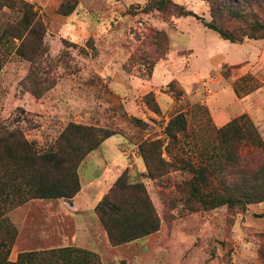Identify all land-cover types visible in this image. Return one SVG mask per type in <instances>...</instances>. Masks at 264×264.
I'll list each match as a JSON object with an SVG mask.
<instances>
[{"label": "rangeland", "instance_id": "obj_1", "mask_svg": "<svg viewBox=\"0 0 264 264\" xmlns=\"http://www.w3.org/2000/svg\"><path fill=\"white\" fill-rule=\"evenodd\" d=\"M24 1L44 24L43 59L54 62L55 86L39 100L21 88L30 63L15 54L17 41L1 37V25L15 14L0 10V132L20 129L42 149L53 146L70 123L113 132L114 138L101 146L104 140L92 151H97L92 162L81 166L90 152L76 169L84 187L78 202L93 234L92 249L72 244L73 215L61 202L33 199L2 212L0 242L9 248L6 259L15 262L21 253L73 247L94 255L98 264H264V201L203 209L188 194L190 173L167 167L168 174L152 180L135 161L139 145L153 141L161 142V157L168 163L176 156L196 165L203 157H219L216 130L241 116L264 142V40L232 43L194 17L144 12L152 0H71L70 6L76 5L67 16L58 12L66 0ZM171 2L212 20L205 0ZM40 66L44 69L45 62ZM179 112L186 115L187 129L166 152L164 130ZM119 151L131 159L124 175L101 176L90 168L94 160L101 165ZM120 178L126 182L123 187L116 186ZM134 184L149 195L159 228L113 244L103 221L110 205L128 210ZM98 196L103 197L94 208L97 222H92L86 203L91 206ZM4 254L2 250L0 258ZM77 264L87 263L81 257Z\"/></svg>", "mask_w": 264, "mask_h": 264}, {"label": "trees", "instance_id": "obj_2", "mask_svg": "<svg viewBox=\"0 0 264 264\" xmlns=\"http://www.w3.org/2000/svg\"><path fill=\"white\" fill-rule=\"evenodd\" d=\"M69 1L66 0L58 9L61 15L67 16L74 10L75 2L70 6ZM205 1L210 6V22L171 0H152L143 10H156L177 17H194L221 39L232 43H240L245 39L264 40V0ZM3 8L13 12L15 18L1 25V37L7 42L17 41L15 54L30 63L27 76L19 84L39 100L55 86V80L51 78L54 62L43 59L47 53L42 41L44 24L34 6L24 0H0V10ZM160 34L166 43L165 34ZM43 62L44 69L40 66ZM177 93L178 96L182 94L181 91ZM152 109L158 112V107ZM186 129L184 112L171 118L164 130L168 140L164 147L166 152L178 144L179 134L186 132ZM113 135V132L94 126L70 123L53 146L42 149L35 141L28 140L20 129L0 132V170H3L0 171V217L4 216L2 212L29 200L72 199L80 191L76 174L79 163ZM215 136L222 145L221 155L203 157L197 165L178 156L174 163L166 162L161 157L160 141L141 143L139 156L144 164L145 177L157 180L169 173L165 171L167 167H171L173 172L187 171L191 174L186 184L189 186L188 194L191 201L203 209L223 205L246 207L263 202L264 142L253 124L241 116L217 129ZM248 145L249 151L245 152L243 149ZM152 154L154 157H150ZM123 184L126 182L120 178L116 186L123 187ZM20 185L26 189L20 188ZM142 187L136 184L131 186L134 194L130 196L127 211L119 205H110L111 211L103 221V228L113 244L133 241L158 230V216L149 195ZM124 224L130 226V229L125 231ZM2 250H5V254L1 256L0 264H77L81 257L87 264H98L94 255L73 247L21 253L15 262L6 259L9 248L4 241L0 242V253Z\"/></svg>", "mask_w": 264, "mask_h": 264}, {"label": "crops", "instance_id": "obj_3", "mask_svg": "<svg viewBox=\"0 0 264 264\" xmlns=\"http://www.w3.org/2000/svg\"><path fill=\"white\" fill-rule=\"evenodd\" d=\"M224 118H221V114L217 115V120L218 122H221ZM114 137H110L108 139H106L101 146H103L104 144H106L107 142H109L110 140H112ZM119 144V143H118ZM100 146V147H101ZM97 151H94L92 153H90L85 160L83 161V163L81 164V166L86 165L87 162H92V157H94L96 155ZM130 155H125V153L122 152H118V154H116L114 157L111 158H107L105 160V162H103L101 165L99 163H96V160H94L93 163H90V168L94 170V168H96V170H100L101 171V176H103L104 174H114L117 176H119L121 173H123L124 171L128 170L129 168H131V159L129 157ZM135 157V156H133ZM136 162L138 161L140 163V165L138 167V169L140 170V172H145V168H144V164L141 160V158H136L135 160ZM80 166V168H81ZM96 166V167H95ZM86 171H89L88 169ZM97 179V178H96ZM93 182H95V180H93ZM92 182V183H93ZM96 183V182H95ZM107 185V184H106ZM84 187L81 184L80 187V191L72 198V199H55L59 202H61V206L69 213H71L73 222H74V229H73V235L71 238V241H73V245L77 246V247H85V248H91V239L93 237L92 232L90 231V227L88 226V223L86 220L83 219L82 215H83V205L82 203L78 202V196L81 195V193L83 192ZM108 190H106L107 192ZM105 192V193H106ZM104 193V194H105ZM103 194V195H104ZM103 196H98V199L91 204V206L88 205V201L86 203V206L88 207V209L91 211V221L92 222H97L96 221V217L94 214V208L96 206V204L98 203V201L101 200ZM84 220V221H83Z\"/></svg>", "mask_w": 264, "mask_h": 264}]
</instances>
